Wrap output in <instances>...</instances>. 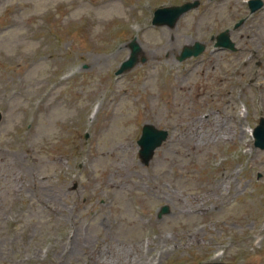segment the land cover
Returning <instances> with one entry per match:
<instances>
[{
	"label": "rangeland",
	"instance_id": "1",
	"mask_svg": "<svg viewBox=\"0 0 264 264\" xmlns=\"http://www.w3.org/2000/svg\"><path fill=\"white\" fill-rule=\"evenodd\" d=\"M243 1L200 0L169 28L150 13L177 0H0V264H264L247 131L264 115V6L231 31L237 51H209ZM133 38L147 60L116 76ZM144 123L168 129L147 165Z\"/></svg>",
	"mask_w": 264,
	"mask_h": 264
},
{
	"label": "water",
	"instance_id": "2",
	"mask_svg": "<svg viewBox=\"0 0 264 264\" xmlns=\"http://www.w3.org/2000/svg\"><path fill=\"white\" fill-rule=\"evenodd\" d=\"M256 6H258V5H255V7ZM173 23H174V21L169 22L170 25H172ZM261 127L263 128V124H261ZM156 135L157 134L152 130L151 127H145L142 138L140 140L142 146L146 147L148 145L149 141L156 138L155 137ZM151 142H153V141H151ZM257 143L259 144L260 147H264V136L260 137V135H259V141ZM208 264H223V263H208Z\"/></svg>",
	"mask_w": 264,
	"mask_h": 264
},
{
	"label": "bare ground",
	"instance_id": "3",
	"mask_svg": "<svg viewBox=\"0 0 264 264\" xmlns=\"http://www.w3.org/2000/svg\"><path fill=\"white\" fill-rule=\"evenodd\" d=\"M220 129H221V131H222V135H223V133L226 132V129L223 128V127H217V130H216V131L218 132V130H220Z\"/></svg>",
	"mask_w": 264,
	"mask_h": 264
}]
</instances>
